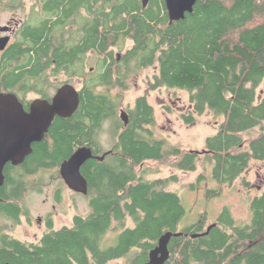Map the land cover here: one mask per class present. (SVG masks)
<instances>
[{
    "label": "trees",
    "instance_id": "obj_1",
    "mask_svg": "<svg viewBox=\"0 0 264 264\" xmlns=\"http://www.w3.org/2000/svg\"><path fill=\"white\" fill-rule=\"evenodd\" d=\"M72 2L90 10L79 21L76 44L62 36L49 45L45 37L47 47L30 54V62L39 67L56 59L66 69L76 60L73 68L82 76L90 50L102 63L80 88L75 114L55 120L27 168L58 167L85 145L101 154L98 139L109 120L115 143L104 160L91 159L81 170L90 213L76 216L71 226H51L36 242L0 230V264H145L168 232L179 235L170 242L166 264H264V191L250 203L249 223H237L225 208L215 223L208 224L205 213L182 228L187 210L180 194L168 189L176 176L149 179L150 169L143 167L171 159L178 170L195 172L204 157L212 166L211 180L219 185L207 189L211 200L243 179L252 161H264V0H199L192 14L173 23L165 0H149L146 7L143 0ZM35 37L39 45L42 36ZM117 53L123 54L121 61ZM150 68L156 69L150 91L188 93L191 109L182 117L185 124L207 112L222 119L218 133L206 140V153L184 152L157 137L147 94L128 110L127 125L119 119L120 97L112 90L128 91L130 76ZM207 178L201 175L197 183ZM16 201L8 215L15 223L23 214ZM111 231L117 237L107 246Z\"/></svg>",
    "mask_w": 264,
    "mask_h": 264
},
{
    "label": "rangeland",
    "instance_id": "obj_2",
    "mask_svg": "<svg viewBox=\"0 0 264 264\" xmlns=\"http://www.w3.org/2000/svg\"><path fill=\"white\" fill-rule=\"evenodd\" d=\"M96 64V57L89 56L86 69L90 70ZM156 69L150 68L135 72L130 76L128 91L121 89L112 90L111 94L120 97V107L118 117L120 119L122 112H127L135 105L137 98L147 94L149 103L155 109L156 115V136L165 139L170 145H176L184 152L206 153V140L215 136L222 123L221 118H216L210 112L197 117L196 122L187 125L183 121V115H188L191 109L188 93L180 90L160 89L150 91L149 81L152 79ZM61 77L62 81H65ZM71 83L78 89L82 88L79 79H71ZM169 108L170 111L169 112ZM127 110V111H126ZM121 120V119H120ZM114 123L109 120L103 124L99 142L103 151L112 150L115 143ZM258 130L253 131L257 135ZM249 139L250 135H244ZM143 167H148L151 174L146 177L149 179H169L176 176V182H169L168 189L180 194L184 206L187 210V216L183 219L181 227L197 222L202 214H207L208 224L215 223L220 213L229 208L232 216L237 223L246 224L251 221L250 203L254 197L264 191V162L252 161L249 169L243 175V179L237 180L232 186H225L222 195L218 198L207 199L205 193L208 188L218 189L219 185L211 180L210 163L202 157L198 162L195 172L180 171L175 167L171 159L163 164L147 162ZM260 172L258 176L257 173ZM54 172L48 171L43 177H38L40 183L38 186L32 185L29 193L23 200L27 211L31 217L32 223H23L9 231L15 238L22 241L36 242L42 236L45 228H41L36 223L39 216H42L48 210L53 209L55 188L59 184L57 177H51ZM204 175L208 176V181L197 183L198 178ZM36 183V182H35ZM192 185L195 188H192ZM63 204L57 208V217L55 228L61 229L65 225H72L73 217L77 215L87 216L90 213V206L86 197L80 194H71L70 191L63 193ZM72 203L74 206L70 207ZM129 225L132 224L129 222ZM117 232L111 231L105 237V244L115 243ZM107 245V246H108ZM120 264H128L126 260L119 261Z\"/></svg>",
    "mask_w": 264,
    "mask_h": 264
},
{
    "label": "flooded vegetation",
    "instance_id": "obj_3",
    "mask_svg": "<svg viewBox=\"0 0 264 264\" xmlns=\"http://www.w3.org/2000/svg\"><path fill=\"white\" fill-rule=\"evenodd\" d=\"M89 14L90 10L87 7L84 5L79 7L72 0H0V116H13L15 108L23 116L30 114L31 108L36 102L52 104L58 91L66 85H71L80 92V89L71 83V79H79L82 86L88 85L92 81L91 74L95 73L102 63L100 57L93 50L87 52L84 67L86 69L89 56L96 57V64L90 70L86 69L84 76L78 75V72L73 68L78 63L76 60L73 66L68 65L67 67L66 65L67 68L62 69L56 64V59L52 60L51 64L47 63L44 66L36 67L30 62L29 57L30 54H35L47 47L45 39H43L45 37H48L49 45L54 38L59 39L62 36L71 37L76 44L79 21L90 16ZM36 35H41L43 39L38 41L39 45H36L35 42ZM49 50L52 51V48ZM122 55L117 53L118 61H121ZM34 72L36 75L33 76ZM61 77L67 79L62 81ZM6 122L4 118L0 119V131H4L2 124ZM50 130L51 128L49 132ZM49 132L46 135H49ZM41 142L33 144L32 153L22 163L16 165L8 163L3 170L4 182L0 187V230L2 231H12L15 224L21 226L23 220L25 223H32L31 217L27 216L29 212L23 204V200L32 185H39L38 177H43L48 171L54 172L51 177H57L59 184L54 189L53 209L39 216L36 221L41 228H45L42 236L50 230L51 226L57 230L55 228L57 208L63 204V193L67 190L71 194H78L70 190L63 180L61 166L81 147L67 159L61 161L58 167L42 169L37 166L30 172L27 168L29 158L35 154V146ZM82 147L90 148L86 145ZM95 148H91L94 160L107 153L103 151L101 154L95 155ZM257 175L259 176L260 172ZM14 197H17L18 200L16 201ZM15 201L23 212L17 223L8 216ZM69 206L73 207L74 205L70 203ZM76 216L79 215L76 214L73 220ZM67 226L70 225L63 227Z\"/></svg>",
    "mask_w": 264,
    "mask_h": 264
},
{
    "label": "water",
    "instance_id": "obj_4",
    "mask_svg": "<svg viewBox=\"0 0 264 264\" xmlns=\"http://www.w3.org/2000/svg\"><path fill=\"white\" fill-rule=\"evenodd\" d=\"M149 0H143L144 7ZM199 0H165L170 22L184 20L187 14L194 12ZM80 104L79 91L71 86H63L53 99L52 104L36 102L31 113L21 115L16 111L13 116H0L7 122L2 124L4 131H0V187L4 182L3 170L8 163L20 164L32 153L34 143L41 142L49 132L57 117L70 118L77 111ZM121 121L127 125L129 115L122 112ZM197 153V152H196ZM107 154L97 158L104 160ZM95 159L93 151L88 147L79 148L61 166V175L69 189L75 193L87 196L88 183L82 175V168L86 162ZM212 227V226H211ZM208 230H210V228ZM179 234L165 233L158 245L149 253V260L145 264H166L170 258L169 245L173 237Z\"/></svg>",
    "mask_w": 264,
    "mask_h": 264
},
{
    "label": "bare ground",
    "instance_id": "obj_5",
    "mask_svg": "<svg viewBox=\"0 0 264 264\" xmlns=\"http://www.w3.org/2000/svg\"><path fill=\"white\" fill-rule=\"evenodd\" d=\"M128 114V113H127Z\"/></svg>",
    "mask_w": 264,
    "mask_h": 264
}]
</instances>
